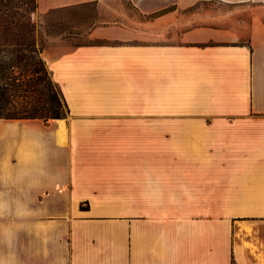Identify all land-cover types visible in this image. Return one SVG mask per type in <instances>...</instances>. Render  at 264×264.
<instances>
[{
	"label": "crops",
	"instance_id": "1",
	"mask_svg": "<svg viewBox=\"0 0 264 264\" xmlns=\"http://www.w3.org/2000/svg\"><path fill=\"white\" fill-rule=\"evenodd\" d=\"M36 1L111 17L0 118V264H264V0Z\"/></svg>",
	"mask_w": 264,
	"mask_h": 264
},
{
	"label": "rangeland",
	"instance_id": "2",
	"mask_svg": "<svg viewBox=\"0 0 264 264\" xmlns=\"http://www.w3.org/2000/svg\"><path fill=\"white\" fill-rule=\"evenodd\" d=\"M120 9L125 14V24L143 19L129 0H121ZM110 17L107 10L100 15L94 4L67 7L46 15L37 11L36 0H0V78H15L19 85L13 90L8 85L4 96L0 91V106L7 99L6 113L64 116L65 103L44 59L96 42L89 39V30L99 24L100 18ZM23 80L29 85L19 83Z\"/></svg>",
	"mask_w": 264,
	"mask_h": 264
},
{
	"label": "trees",
	"instance_id": "3",
	"mask_svg": "<svg viewBox=\"0 0 264 264\" xmlns=\"http://www.w3.org/2000/svg\"><path fill=\"white\" fill-rule=\"evenodd\" d=\"M66 8L67 7L49 10L46 13V15L52 14L54 12L62 11L64 9H66ZM96 43H99V42L96 41V42L89 43V44H96ZM14 79L15 78L3 77V76L0 78V91L2 92L3 96L7 93V87H8V85H10V89L11 90L16 89L17 86H19L18 84H16L14 82ZM7 80H9V81L7 82ZM19 83H21L24 86L29 85V84H27V81H25V80H23V81H21ZM6 103H7V99H5L4 105ZM4 105H1L0 106V118H3V119H31V118H38V119H42L43 121L47 122L50 119L64 118L66 116V114L64 116H58V115H53V116H36V115H30V114L25 113V112L24 113H20V112H17V111L16 112L6 113ZM65 106H66V104H65ZM66 109H67V106H66ZM66 113H67V111H66Z\"/></svg>",
	"mask_w": 264,
	"mask_h": 264
}]
</instances>
